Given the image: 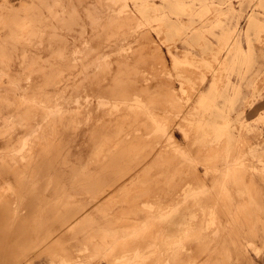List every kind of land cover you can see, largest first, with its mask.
Instances as JSON below:
<instances>
[{"label": "rangeland", "instance_id": "374dc122", "mask_svg": "<svg viewBox=\"0 0 264 264\" xmlns=\"http://www.w3.org/2000/svg\"><path fill=\"white\" fill-rule=\"evenodd\" d=\"M84 1H87V3L89 1L93 5L89 3L88 6ZM107 2L108 0H102V2L98 0V3L97 0H73V2L69 0L67 9H70V16H73L74 10L78 13L79 25H86L83 28L86 33H83L84 35L80 34L82 27L79 30L80 26L77 25L80 37L83 35V41L88 37L86 40H90L91 47H94V50L101 48L108 54L105 59L99 60L101 61V71L96 68L97 70L94 71L96 77L101 78L102 82L104 81L103 84L108 87L124 89L125 91L124 96L116 94L120 99L117 98L119 101L115 95H112L115 99L110 100L107 104L108 107L106 105V109H109L105 111L107 116L103 114L100 117V126H105V119L106 122H110V124L106 123L107 126L105 127L106 129L109 128L107 129L109 131L107 137L111 136L113 140L111 141L110 137L108 138L109 146L112 145L110 151L116 155L114 163L117 161L114 166V163H111L112 166L110 164V167L111 171L116 169L118 174L121 173V177L116 175L115 170L113 172L115 174H111L109 170L111 175L108 174V170L105 171L107 176L110 175V179L105 176L106 173L103 171L102 173L103 175L105 173L104 177H106L105 180L101 177L103 175L100 171L101 176H99L98 171L96 175L101 179L103 178L102 180L94 174L95 172H92L93 177L99 179L97 181H95V178L91 180L92 176H90L91 181L89 180L87 175L92 174L90 171H84L83 173L86 175L83 176L82 172H77V177L75 175L77 180H75V177H66L63 180L62 178L54 179L43 176L33 179L28 178L31 180L26 181V186L22 190H19V186L15 184L14 180L0 182V189L8 190L7 194L10 193L9 195L15 203H5L2 204L3 206L0 204L4 215L2 223H0V230L2 227L4 229L0 231V253L6 256L8 260L10 258V261H13L14 264H50L51 261H56L55 264H68L70 263L69 260H74L71 262L72 264H82V262H84L83 264H121L122 256L131 257L134 254H136L134 256L137 264H263L264 152L262 150L264 149V125L256 123L259 114L263 110L249 121L244 117V109L250 108L254 100L264 91V72L255 81L251 97L244 100L245 106L241 108H238L242 104L240 88L231 82V78L234 75L238 76L243 73L247 75L252 64L248 58L252 56L255 49L261 55L264 51V0H123L124 7L121 12H118L117 5L112 4L111 0H109V3L112 9ZM98 4L102 9L99 8ZM88 7L94 11H92L93 14L100 15H94L96 16L94 17L90 12L89 17L92 15V19L87 18L84 14H86ZM96 8H99V10ZM103 9L106 11L104 14L101 13ZM93 18L96 20L98 18L99 21H95ZM100 18L102 21L107 18L108 23L106 20L103 23ZM94 22H96V25ZM254 24H258L260 27H254ZM174 27L179 28V32L175 33L173 31ZM100 29H103V33ZM95 31L98 33H94ZM79 34L77 32L78 37ZM85 35L86 37H84ZM199 36L201 39H198ZM114 42L116 45L112 44ZM119 42L122 43L120 47L117 44ZM237 42L241 47L242 44H246V50L242 47L245 52L237 51ZM204 43L211 45L215 56L212 53H207L209 50L201 49L205 45ZM85 45L87 46V44H83V46ZM103 45L107 47L103 48ZM139 45H141V48ZM177 48L189 50L194 55L191 65L185 64L175 67L172 64L168 52L172 51L176 55H180L181 52L176 51ZM145 50L148 53L145 54ZM112 52L114 53L112 54ZM151 53H154L152 55L154 58H151ZM203 58H209V64H202L200 60ZM261 58L264 60V56ZM186 66L190 68H186ZM204 76L207 78L206 81L211 80L212 76L217 80L220 97L216 99V105L226 109L232 106L231 116L236 121L235 126L239 128V132L233 138L231 146L225 137L217 138L212 132H209L210 128L206 127L205 123L208 117L211 118L207 114L210 112H206L205 108L196 104L205 86L202 81ZM243 78L241 76L239 80L242 81ZM233 87L237 89L234 97L233 94L230 96ZM126 98L134 100H129L133 104L130 108L125 105L129 103ZM119 102L122 103L119 104ZM135 103L139 104V107L136 108ZM135 114H139V117ZM93 116V118L91 116V121L95 122L97 117L96 115ZM152 117L154 118L152 119ZM151 120H154L153 124ZM101 122L104 123L101 124ZM198 124H201L204 128L201 129ZM158 125L167 126L166 132L169 133L167 132V135H164L166 132H158ZM240 125L243 127L240 128ZM244 126L251 128V131H244ZM153 127L155 128L153 129ZM184 129L185 131H182ZM170 135L173 137L172 141ZM222 138L224 140L223 145ZM215 143L221 144H218L219 148L217 145L215 146ZM113 147L115 148L114 151ZM216 148H218V151ZM210 149L213 150V156L216 158L211 155ZM231 151L232 153H230ZM210 156H212L210 158L211 162L207 159ZM203 157H207V160L204 161ZM224 158L226 160L223 166ZM216 159H219V161L217 160L219 163L215 162ZM187 165L189 171H184ZM227 165L231 172L234 171L232 173L234 175L229 170L230 174L226 172L227 168L224 169L225 171L220 169L227 167ZM239 165L238 172L237 167ZM212 166H215V170ZM241 166L243 167L241 168ZM234 167H236V170H232ZM173 168H177L176 172ZM125 169L130 171H125ZM159 170L161 173L165 172L166 174L163 173L161 180L156 183L155 178ZM178 170L181 174H178L180 173ZM131 171L136 172L132 173ZM122 172L123 174L124 172L125 174L128 173L130 177H126L127 175H123ZM149 172L150 174L153 173L155 183H152V179H149L151 176ZM79 174L81 177H78ZM210 174L212 175L211 179ZM82 177L84 178L82 179ZM112 177L116 181L112 180ZM115 177L120 179L119 182ZM122 177L124 182L121 180ZM69 178L71 180L75 179L71 181ZM80 178L82 181L86 180L87 183L80 181ZM107 179L113 182L109 183ZM103 180L105 184L101 182ZM220 180L222 181L220 183L222 187L219 185L221 188H218L217 183ZM94 181H100L101 183L96 184ZM89 182L92 184L91 186L88 184ZM118 183H123V185ZM176 183V186L179 187H175ZM61 184H63V188H58L59 190L56 192L51 191L53 186ZM107 184L110 188L117 184L119 186L117 185L116 189L114 187V189L107 190L105 189ZM153 184L155 186L161 184V187H155ZM86 185H89L88 188ZM97 185H99V188ZM71 186L76 191L68 192V190H72ZM160 188L158 194L157 190ZM104 189L106 191L101 193ZM112 189L113 191H111ZM60 190L61 193L65 191L61 194V199L59 198L60 194L58 195ZM64 194L66 196H63ZM14 197L18 198L15 199ZM59 202L61 204H63L62 202L66 203L61 205L58 204ZM54 203L56 205H53ZM191 203H195L193 206H198V209L193 206L190 208ZM21 205H24V209ZM161 205L162 207H160ZM210 205L214 206V209ZM31 206L34 209L38 208V210L30 208ZM28 207L32 209V212ZM50 207L52 210H50ZM63 207L68 209L65 210ZM54 208L57 210L55 212L57 217L52 213L50 215V211L53 213L56 211ZM192 208L195 210L193 211ZM159 210H163V212ZM196 210H202V214L200 215V212ZM33 211L38 213L35 214ZM26 212H29L30 215L35 214L33 224L36 223L34 226L30 224L28 228L31 229L30 231L24 230L25 227H28L27 225H24V228H22L23 225L21 226L24 223L23 221L27 220L29 213ZM57 213L62 214L63 216L60 215L62 218ZM147 215L150 217H147ZM37 216H40V218ZM58 217L59 219L65 217L66 219H64L67 222L64 219L59 220ZM57 219L58 221H56ZM14 220L20 221L16 224ZM53 221L57 222L56 225L65 221L68 227V229L65 228L66 232L65 229H59L61 231H59V234L58 229H48L49 225H55ZM194 221L196 222L194 223ZM204 224L206 225L204 226ZM197 225H199V228ZM159 226L164 227L165 230L161 231ZM156 229L163 233L159 234ZM14 231L19 236L22 237L24 234L28 238L25 236L18 237L16 232L14 236ZM52 231H57V233L55 232L56 235ZM5 234H7L6 238L3 239ZM141 237L144 243L139 242V240L142 241ZM145 237L147 239L144 241ZM14 238L22 245L18 244L14 248L12 246L7 248V243L14 242ZM10 239L14 240L11 241ZM4 240L7 242L5 241V243ZM24 241L27 243L24 244ZM1 242L3 243L1 244ZM147 243H150V245L147 246ZM3 244L6 245L3 246ZM139 244H141L140 247H138ZM76 245H78L77 248H75ZM79 247L84 252H81ZM83 247H86L85 250ZM80 255L83 258H80ZM193 255L196 258L191 260ZM196 255L201 257L198 258Z\"/></svg>", "mask_w": 264, "mask_h": 264}, {"label": "bare ground", "instance_id": "6f19581e", "mask_svg": "<svg viewBox=\"0 0 264 264\" xmlns=\"http://www.w3.org/2000/svg\"><path fill=\"white\" fill-rule=\"evenodd\" d=\"M111 1H112V4L117 5L118 9L117 8L116 9L118 10V12L123 11V7H124L123 0H111ZM67 2L69 3V0ZM67 2H66V0H64V1L63 0H0V182L5 181V180H10V181L14 180L16 182V183L15 182L14 183L19 186V190L20 189L22 190V188L26 186L27 180L28 181L31 180V179L29 180L28 178L33 179V178L46 176V177L54 178V179H56V178H62L63 179L66 177H72L73 178V177H75V175L77 177V172H82V176L86 175L83 173L84 171H90L91 173L95 172L94 173L95 175H96L97 171H98V174L100 172L102 173L103 171L107 172V170H108V174H110V173L112 174L114 172V170H115V173L118 172V171H116V169L111 171V167H110V164L114 163V160L116 157V155H114L115 153L113 154L112 151H110V147L112 145L109 146V139H111V141H113V140H112L111 136L107 137V134H109V131L107 129H109V128L106 129V127H105V126H107L106 123L110 124V122L108 121L109 119L107 120L108 122H106V119H105V126L104 127L100 126V117H102L103 114H105V116H107L106 115L107 113L105 111L109 110V109H106V105L110 102L111 99H115L112 97V95L116 96V94H118V95L124 96L125 91L123 88H122L123 90H121V89L112 88L111 86L108 87L107 85L103 84L104 81L102 82L101 78L96 77L97 75L94 73V71H96L97 69H100L101 61H99V60L105 59L108 54H106L107 52H105L101 48L94 50V47L93 48L91 47L90 40L89 39L86 40L88 37L85 38L86 41L85 40L83 41V39H84L83 33H85L83 28L86 25L84 26L82 24L83 25L82 26V25L78 24L79 15H78V13H76L75 10L72 13L73 16H70L71 15L69 12L70 9H67ZM72 2H73V0H72ZM84 2H86V4L89 6V3H90L89 1H88V3H87V1H84ZM101 2H102V0H101ZM97 3H98V0H97ZM107 3H109V0ZM70 5H71V3H70ZM91 5H93V4H91ZM100 5H101V3H100ZM105 5H107V4H105ZM94 6H95V4H94ZM98 6H99V4H98ZM108 6L109 7L111 6L110 3ZM95 7H93V8H95ZM109 7H108V9H110ZM64 8H66V9H64ZM99 8H101V7L99 6ZM99 8H96V9L99 10ZM87 9H86L87 11L85 12L86 14H84V15H86L87 18H91L92 15L89 17V13L92 12L93 10H91V8H89V7ZM96 9H94V10L96 11ZM111 9H112V6H111ZM111 9H110V11H111ZM93 12H92V14H93ZM97 12H99V11H97ZM104 12H106V11H104V9H103L101 11V13L104 14ZM111 12H113V11H111ZM94 15L97 16L98 14L94 13L93 16ZM96 16H94V17H96ZM103 18H105V17H103ZM106 19H103V21L101 19L100 21L105 23L104 20H106ZM79 20H80V18H79ZM94 20L99 21L98 18H97V20L96 19H94ZM79 22H82V21H79ZM90 23H91V21H90ZM95 23L96 22H94V24ZM107 23H108V21H107ZM86 24L88 25V23H86ZM77 25H78V27L79 26L80 27L78 28ZM89 26H90V24H89ZM89 26H88V28H89ZM81 27H82V30H81L80 34H83L82 37H80V34H79V30ZM254 27H260V26L258 24H254ZM77 28L79 30H77ZM173 31L175 33H177V32H179V28L174 27ZM77 32L79 34V37L77 35ZM96 32L97 31H95L94 33H96ZM102 33H103V31H102ZM89 34H91V33H89ZM100 34L101 33L99 32V35ZM96 35L98 36V34H96ZM93 36H94V34H93ZM84 37H86V35ZM89 38H90V36H89ZM95 38H96V36H95ZM198 39H201V37L199 36ZM93 40H94V38H93ZM97 41H98V39H97ZM83 44H87V46L86 45L83 46ZM103 44H106V43H103ZM112 44L114 45L115 42ZM117 44H118V47H120L122 45V43H120V42ZM204 44L205 45H203V47L201 49L202 50H209L211 52L208 51L207 53H212L215 56V54H214L215 52H213V48L211 47V45L209 43H204ZM212 45H215V44H212ZM110 46H111V44H110ZM105 47H107V46L103 45V48H105ZM139 47L141 48V45H139ZM142 48H143V46H142ZM176 51L181 52V54L176 55V53H173L172 51L168 52V55L172 61V64L175 67H178L180 65H185V64L186 65L192 64V62L194 60V57H193L194 55L189 50L177 48ZM237 51L245 52L244 49H242V47L239 45V42H237ZM113 53L114 52H112V54ZM146 53H148V51L146 52V50H145V54ZM153 54L154 53H151L150 55L152 56ZM146 56L151 57L149 55H146ZM135 57H136V55H135ZM157 57H158V55H157ZM151 58H154V57L152 56ZM200 61L202 62V64H209V62H210L209 58H207V59L203 58ZM186 68H190V67L186 66ZM99 71H101V69ZM182 71H181V73H182ZM103 73H106V72H103ZM175 73L177 74V72H175ZM185 77H187V76H185ZM206 80H207V78L204 76V78L202 80L203 85H206V83H207ZM216 81L217 80L214 79V76H212V79L210 80V84L208 85L206 90L201 91V93L198 97V100L196 101V104L205 108L206 112H210L207 114L211 118L208 117V120H206V123H205L206 127L210 128L209 132H212L214 134V136L217 138L218 137H220V138L225 137L229 141V144L231 146L232 142H233V138L236 136V133L239 132V128L235 126L236 121L233 120V117L231 116L232 106H230L229 108L226 109L224 107H218L215 103L216 99L218 97H220L219 96V90H218V84ZM236 90L237 89L235 87H233L232 93L230 94V96L233 94V97H234L236 94ZM117 98L118 97L116 96V99ZM131 98H133V97H131ZM126 100H127V102H129V100H133V99L126 98ZM112 101H115V100H112ZM121 103L119 102V104H121ZM112 104H113V102H112ZM119 104L117 103V105H119ZM115 105H116V103H115ZM125 105L128 108H130L133 104L129 102V103H126ZM134 105L136 106V108L139 107V104L137 105L135 103ZM107 107H108V105H107ZM132 109H133V107H132ZM115 111H114V113H115ZM93 115H96V117H97L95 119V122L91 121L92 118L94 117ZM138 115H136V116H138ZM203 115H202V117H204ZM91 116H92V118H91ZM106 118H108V117H106ZM153 118L154 117H152V119ZM143 119H144V117H143ZM158 121H159V124H161L160 120H158ZM153 122H154V120L152 121V124H153ZM103 123L101 122V124H103ZM256 123H258V125H262V126L264 125V110L259 114V117L257 118ZM198 125L200 126L201 129L204 128L201 124H198ZM164 126L158 125L157 131L158 132H166L167 126L166 127H164ZM109 127H111V126H109ZM206 127H205V129H207ZM242 127L243 126L240 125V128H242ZM154 128L155 127H153V129ZM111 130H110V134H111ZM182 131H185V129ZM244 131L250 132L251 128H246L244 126ZM167 132L164 135H167ZM112 135H113V133H112ZM171 139H173V137L170 135V140ZM222 140H223V138H222ZM223 142H224V140L222 141V145H223ZM220 143H218V144H220ZM218 144L215 143V146L217 145V147H218L219 146ZM113 146H114V143H113ZM218 148H216L217 151H218ZM220 148H222V147L220 146ZM114 149L115 148L113 147V151H114ZM212 149H210L211 150L210 152H211V155L213 156L214 153H212V151L214 149L213 150ZM221 150L223 151L224 149H221ZM204 151H205V148H204ZM262 151L264 152V149ZM214 152L216 153V151H214ZM230 153H232V151ZM207 156H208V152H207ZM212 156H210L209 158L203 157L204 158L203 160L205 161V160L209 159V161L211 162L210 158H212ZM217 156H218V154H217ZM256 156H258V155H256ZM214 158H216V157H214ZM222 159H223V156H222ZM217 160L219 161V159H216V161H215L216 163L218 162ZM225 160L226 159L224 158V162L223 163L221 162L222 165L225 163ZM234 160H237V159H234ZM263 160H264V158H263ZM263 160H261V161H263ZM227 161H228V159H227ZM231 162H233V161H231ZM115 163L113 164V166L115 165ZM235 163H236V161H235ZM112 164H111V166H112ZM120 164H122V163H120ZM202 164H204V163H202ZM211 165H213V164H211ZM199 166H201V165H199ZM187 167H188V165L186 166V170H184V169L183 170L189 171V170H187L188 169ZM193 167H195V166H193ZM203 167H206V166H203ZM239 167H240V165L237 167L238 172H239ZM242 167L243 166H241V168ZM213 168H214L213 170H215V166ZM226 168H227L226 172L229 173V171L231 169L228 168V165H227V167H223L220 169L224 170ZM235 168L236 167L232 168V170H236ZM174 169L175 168H173V170ZM176 169H175V172H176ZM109 170L111 171L110 173H109ZM126 170L127 169H125V171ZM136 170H137V168H136ZM139 170H140V167L137 171L139 172ZM120 171H122V170L120 169ZM123 171H124V169H123ZM134 172H136V171H134ZM134 172H132V173H134ZM152 172H153V170H152ZM235 172H237V171H235ZM105 173H104V175H105ZM115 173H113V174H115ZM153 173L150 174V172H149V175H151L149 177V179H152V181H153L152 183H155L154 182L155 180L153 179L154 176H152ZM163 173H165V172H163ZM163 173H161L160 170L158 171L157 176L155 178L156 183H158L161 180ZM232 173H234V171H232L231 174ZM92 174L87 175L89 177V180H90V176H92V177L94 176V174L93 175ZM122 174H123V172H122ZM178 174H181V172ZM102 175H103V173H102ZM104 175L101 176L99 174V176L103 177L105 180L106 177H104ZM116 175L117 176L119 175L121 177V173L120 174L117 173ZM123 175H125V176L127 175L126 177L129 176L128 173L125 174V172ZM232 175H234V174H232ZM96 176H98V175H96ZM99 176H98V178L101 179V177H99ZM105 176H107V173ZM109 176H107V177L109 178ZM131 176H132V174H131ZM210 176H211L210 177V179H211L212 175L210 174ZM78 177H81V175ZM84 177H86V176H84ZM84 177H82V179ZM88 177H87V179H88ZM164 177H165V175H164ZM231 177H233V176H231ZM94 178L96 179L95 181L99 180L96 177L91 178V180ZM112 178H113L112 180L116 181V179H114V177H112ZM115 178H117L118 179L117 181L119 182L120 179L118 177H115ZM208 178H209V176H208ZM234 178H235V176H234ZM234 178H232V179L234 180ZM74 179H72V180L70 179V180L74 181ZM109 179H107V180H109ZM123 179L124 178L122 177L121 180H123ZM214 179H215V177H214ZM229 179H227V180H229ZM75 180H77V178ZM104 180L101 182H104ZM112 180H109L108 182L110 183ZM125 180L127 181V179H125ZM170 180H172V179L170 178ZM60 181H62V180H60ZM80 181H82L81 178H80ZM84 181L86 182V180H83L82 182H84ZM95 181H94V183H96V184L98 182H100V181H98V182H95ZM146 181L148 182V180H146ZM66 182H68V181H66ZM122 182H124V180ZM181 182H183V181H181ZM51 183H52V180H51ZM73 183H71V184H73ZM120 183H118V184H120ZM177 183H178V181H177ZM177 183L175 184V187H179V186H176ZM179 183H180V181H179ZM220 183H222L221 180L219 183H217L218 186L220 185ZM56 184H58V183L56 182ZM88 184H90V186L92 185L90 182ZM96 184H94V185L96 186ZM103 184H105V182ZM150 184H151V182H150ZM161 184H159L157 186L159 187ZM225 184H226V182H225ZM61 185H55V186L52 185L53 188L51 187L52 188L51 191L56 192L59 190L58 188H63V184H61ZM117 185L114 186L115 189H116ZM120 185H123V183ZM204 185H206V184H204ZM80 186L82 187L83 185H80ZM86 186L88 188L89 185H86ZM86 186H84V187H86ZM98 186L99 185H97V187ZM157 186H155V187H157ZM220 186L218 188L222 187V186L221 187ZM8 187H10V185H8ZM101 187H104V186H101ZM106 187H108V184L105 186V189H107V190L108 189L110 190L111 188L114 189V187H112V186H111V188L110 187L106 188ZM68 188L70 189V187H68ZM71 188H72V190L67 189L68 192L69 191L73 192V190H75V189H73L74 187L71 186ZM152 188H154V187H152ZM102 189H99V190H102ZM105 189L102 192L101 191L100 192L104 193V191H106ZM113 189L111 191H113ZM154 189L156 190V188H154ZM2 190L3 189H0V204L2 205L5 203H7V204L14 203L13 200L11 199V196L9 195L10 193L8 192L9 194H7L8 190H3V191ZM61 190L58 193V195L60 194L59 198L62 196L61 195L62 193H65V191L61 193ZM160 190H161V188L159 190H157V193ZM223 190H225V189L223 188ZM44 191H48V190H44ZM1 192H3V193H1ZM37 192H41V191H37ZM55 192H54V194H55ZM96 192H98V191H96ZM151 193L153 194V191ZM154 193H156V192H154ZM198 193H199V191H198ZM200 194H201V192H200ZM156 195H155V197H156ZM63 196H66V195L64 194ZM161 196H162V193H161ZM17 198H15V199H17ZM195 198H197V197H195ZM198 198H199V196H198ZM200 198H202V197H200ZM155 200H158V199H155ZM59 201H61V200H59ZM193 201H191V202H193ZM198 202H200V201H198ZM27 203H29V202H27ZM62 203L64 204L66 202H62ZM201 203H199V204L201 205ZM33 204H32V206H33ZM38 204H40V203H38ZM58 204H61V203L59 202ZM58 204H57V207H58ZM63 204H61V205H63ZM141 204H142V202H141ZM53 205H56V204L54 203ZM53 205H51V206L53 207ZM193 205H195V203L194 204L191 203V205H189V207L191 208V206H193ZM17 206H19V205H17ZM23 206H22V208H23ZM26 206H25V208H26ZM32 206L30 208H32ZM210 206L212 208L214 207L212 205H210ZM54 207H56V206H54ZM141 207H143V206H141ZM160 207H162V205ZM193 207H195V209H196L198 206L197 207L193 206ZM201 207H202V205H201ZM22 208H20V209H22ZM30 208H29L30 211L32 209H34V208H32V209H30ZM63 208L65 210L68 209L65 207H63ZM36 209L38 210V208H36ZM36 209H34V210H36ZM61 209H62V207H61ZM71 209L73 210V208H71ZM161 209H163V208H161ZM195 209L192 208L193 211ZM213 209L211 210L212 212H213ZM50 210H52V208ZM36 211L35 212L33 211V213H35V214L38 213ZM43 211H44V209H43ZM58 211H60V210L58 209ZM69 211L71 213V210H69ZM159 211L163 212V210L162 211L159 210ZM196 211H198V210H196ZM201 211L200 210L198 211V212H200L199 213L200 215L202 214ZM29 212H26V213H29ZM55 212H57V210L54 211V213L50 211V215L52 213V214H55V217H57ZM64 212H63V214H64ZM160 212H159V214H160ZM156 214L157 213L155 212V215ZM29 215H30V213L27 215L28 216L27 220L23 219L24 223L21 224V226L23 225L22 228H24V225L28 226L27 228L25 227L24 230H29L28 228H29L30 224H32L34 226L36 223L35 222L33 224V222H34L33 219L35 218L34 215H32V214L30 216ZM58 215L60 216L62 214L59 213ZM155 215H153V216H155ZM25 216H26V214H25ZM67 216H68V214H67ZM67 216H65V217H67ZM21 217H20V219H22ZM37 217L40 218V216H37ZM50 217H52V216H50ZM65 217H63V219ZM147 217H150V216L147 215ZM164 217H166V216H164ZM3 218H4L3 209L0 207V223H2ZM24 218H26V217H24ZM16 219H17V215H16ZM36 219H35V221H36ZM58 219H59V217H58ZM58 219L56 221H58ZM63 219H59V220L62 221ZM17 220L16 221L14 220L16 222V224L19 223V221H20V220L19 221H17ZM37 220L40 221L39 219H37ZM68 220H70V219H68ZM25 221L27 222V224H25L26 223ZM65 221L67 222V220H65ZM65 221H63V223L61 222V224H59V225H56L57 222L53 221V223L55 222L54 223L55 225H51V226L49 225L48 229H53V230L58 229V233L60 231L59 229H62V230H64L65 228L68 229V227L66 226L67 223H65ZM15 222H14V224H15ZM21 222H22V220H21ZM195 222L196 221H194V223ZM58 223H60V222H58ZM9 225H11V223H9ZM205 225L206 224H204V226ZM197 226L199 228V225H197ZM204 226H202V227H204ZM17 227H18V225H17ZM161 227H160L161 231L165 230V229H163L164 227L163 228H161ZM2 229H3V227H2ZM2 229L0 231H2ZM20 229L21 228H19V230ZM16 231L13 232L14 236H15ZM20 231H22V230H20ZM157 231H156V234L158 232H159V234L163 233L161 231H158V232ZM26 232L28 233V231H26ZM52 232L57 233V231H55V232L52 231ZM65 232H66V229H65ZM53 233H52V235H53ZM56 233H55V235H56ZM6 235L7 234H5V237L3 239L6 238ZM16 236L21 237V236H19V234ZM23 236H25V235L23 234L22 237ZM26 238H28V237H26ZM14 239H10V240L12 241ZM142 239L143 238L141 237V240ZM146 239L147 238L145 237L144 241ZM6 240H4V242ZM21 240H23V239H21ZM25 241H28V240H25ZM18 242L15 239L14 242H12L13 244L11 242H8L6 247L10 248L12 246L14 248L15 245L18 246V244H19ZM139 242H143V240L142 241L139 240ZM2 243L3 242H1V244ZM26 243L27 242H25L24 244H26ZM79 243H77V244H79ZM178 243H180V242H178ZM4 245H6V244H3V246ZM19 245H22V243ZM140 245L141 244H139L138 247H140ZM148 245H150V243H147V246ZM77 246L78 245H76L75 248H77ZM79 246H80V244H79ZM133 246H136V245H133ZM175 247H177V246H175ZM85 248H84V250H85ZM15 249H12V250H15ZM79 249H80V247H79ZM75 250H77V249H75ZM81 252H84L83 249L81 250ZM86 252H88V251H86ZM76 253H77V251H76ZM0 254H2V253H0ZM81 255H80V258L81 257L83 258V256H81ZM134 255L136 256V254H134ZM134 255H132L131 257L122 256V259L120 260L121 264H137L136 257ZM86 256H85V258H86ZM174 257L177 258L178 256H174ZM192 257H193L192 259L190 258L191 260L196 258V257H194V255ZM197 257L199 258L201 256H197ZM86 259H88V258H86ZM75 260H77V259H75ZM69 261L71 263L74 260L73 261L69 260ZM76 262H79V261H76ZM55 263H56V261L50 262V264H55ZM70 263H68V264H70ZM83 263L84 262H82V264ZM0 264H14V262L10 261V258L8 260L6 258V256H3V254H2V256H0ZM88 264H90V263H88Z\"/></svg>", "mask_w": 264, "mask_h": 264}, {"label": "crops", "instance_id": "0c3cea01", "mask_svg": "<svg viewBox=\"0 0 264 264\" xmlns=\"http://www.w3.org/2000/svg\"><path fill=\"white\" fill-rule=\"evenodd\" d=\"M242 47L246 50V44H242ZM264 56V51L262 52V55L255 49L253 52L252 56L249 59V61L252 62L250 66L249 73L247 75L244 73L234 75L231 78V82L235 84L237 87L240 88L241 92V105L238 108H241L242 106H245L244 100L249 99L252 94V87L257 80V78L264 72V60L261 58ZM244 77L242 81L239 80V77ZM210 80L208 79L207 84L203 87L205 90L209 84ZM245 108V107H244ZM262 110H264V91L260 94L259 97H257L252 106L250 108H245L244 109V117L247 120H252L255 118ZM264 264V262H263Z\"/></svg>", "mask_w": 264, "mask_h": 264}]
</instances>
